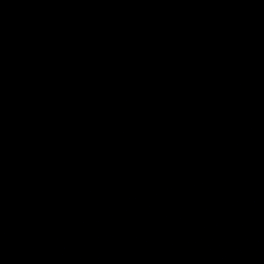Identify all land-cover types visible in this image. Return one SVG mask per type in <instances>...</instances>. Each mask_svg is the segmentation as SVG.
<instances>
[{
	"label": "water",
	"instance_id": "obj_1",
	"mask_svg": "<svg viewBox=\"0 0 264 264\" xmlns=\"http://www.w3.org/2000/svg\"><path fill=\"white\" fill-rule=\"evenodd\" d=\"M0 264H264V0H0Z\"/></svg>",
	"mask_w": 264,
	"mask_h": 264
}]
</instances>
